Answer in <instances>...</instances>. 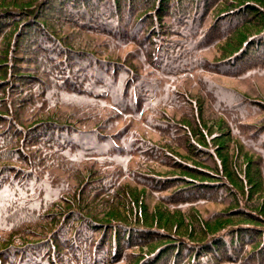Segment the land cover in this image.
Instances as JSON below:
<instances>
[{"label":"trees","instance_id":"1","mask_svg":"<svg viewBox=\"0 0 264 264\" xmlns=\"http://www.w3.org/2000/svg\"><path fill=\"white\" fill-rule=\"evenodd\" d=\"M0 230V264H264V0H0Z\"/></svg>","mask_w":264,"mask_h":264},{"label":"rangeland","instance_id":"2","mask_svg":"<svg viewBox=\"0 0 264 264\" xmlns=\"http://www.w3.org/2000/svg\"><path fill=\"white\" fill-rule=\"evenodd\" d=\"M102 38H105V36L103 35V34H100L99 36H98V38L97 39H102ZM127 47H130V45L129 46H126V47H124V48H127ZM57 106H60V104H58ZM61 107V106H60ZM56 107H54V108H52V109H50V110H53V109H55ZM53 116H54V113H53ZM208 124L210 125V130H219L218 128V125L216 124V123H212L211 121H209L208 122ZM0 233H2V234H7L8 233V231H5V230H0Z\"/></svg>","mask_w":264,"mask_h":264}]
</instances>
